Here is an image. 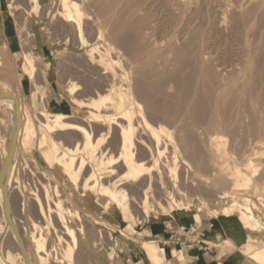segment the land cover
<instances>
[{
    "label": "bare ground",
    "instance_id": "bare-ground-1",
    "mask_svg": "<svg viewBox=\"0 0 264 264\" xmlns=\"http://www.w3.org/2000/svg\"><path fill=\"white\" fill-rule=\"evenodd\" d=\"M28 2L66 22L64 41L47 45L74 70L36 119L0 93L15 119L0 139V264H103L104 240L106 264H187L184 249L156 240L124 257L130 241L116 232L157 235L200 207L218 221L216 264H264L254 244L258 231L264 243V200L230 192L264 168V0ZM25 52L36 83L38 59ZM55 73L47 60L45 78ZM185 183L209 200H186Z\"/></svg>",
    "mask_w": 264,
    "mask_h": 264
},
{
    "label": "rangeland",
    "instance_id": "rangeland-1",
    "mask_svg": "<svg viewBox=\"0 0 264 264\" xmlns=\"http://www.w3.org/2000/svg\"><path fill=\"white\" fill-rule=\"evenodd\" d=\"M213 1L214 0H212V3ZM220 1L223 2L224 0H215L214 1L215 3L213 4L219 6ZM30 5L31 4L28 2V0H0V35H1L0 37L1 39H3L1 40L2 47L0 51V60L1 58H3L6 61L4 63L0 62V93L2 92L1 96L14 95L18 99L17 100L18 102L22 101L24 104L30 107L29 109L31 110V113H33L32 115L36 119V116L34 115V111L36 114L37 112L36 110L44 108L45 104L46 107L50 108V106L54 103V98L56 96L54 92H56L59 84H61L62 82L64 83L69 79L70 77L69 74L71 75L72 72L69 70L71 69L74 70V68H72L73 67L72 65L70 66L69 64L70 61L67 60L65 54H63L64 56L63 55L61 56L59 55V52H54L47 45L48 44L47 42H50L49 40H47V38L52 41V40H58L59 37L62 38L67 35L66 34L67 26L64 27L63 25L64 21L62 19L60 20L58 18L57 19L55 18L54 20L52 19L50 21L51 19L50 14L53 13L55 8L49 6L50 4H47L49 7H46L47 5L46 6L44 5V7H40L39 10L36 11ZM44 9L47 10L46 11L47 13H44L45 12ZM52 9L54 10L52 11ZM39 15L46 18L47 17L50 18H47L49 20L41 24L38 20ZM61 21L63 22L61 23ZM64 24H66V22ZM89 27L91 28V26H88L86 29H90ZM262 27L264 28L263 25ZM263 28L262 30L264 31ZM93 30L94 29L86 30L85 33H87L89 36L90 31L94 32L93 34L90 32L91 33L90 36H93L95 34V31ZM6 32H10L11 33L10 37H12L14 40L8 41L7 40L8 36L5 35ZM49 32L50 34H47ZM65 38L66 37L61 39V41L62 40L64 41ZM51 43H53V41ZM263 48H264V44H263ZM25 51H31L34 54V56H36V58L38 59V63L35 67L36 77L38 80L36 81V83H33L29 79L28 73L25 72L22 66V61L20 62L21 56H23L26 53ZM262 53L264 54V51ZM262 53L259 56L260 60H261L260 57H262L261 55H263ZM47 60H52L54 62V67L56 72L55 76L50 78L49 80H47L44 75L45 63L47 62ZM263 61H264V55H263ZM1 74L3 75V77L8 79V84L2 82ZM66 74H68L66 76L67 79L66 77H63ZM49 87L52 89L49 90ZM6 89L10 90V92H6ZM49 92H51L55 96L49 94ZM32 100L36 101L37 109L32 108L33 107ZM14 126H15V119L13 118L12 114L8 112L7 107L4 105V103L0 102V139L8 138L7 136H9L10 130L14 128ZM24 151L25 150L21 148L20 155L22 152L21 155L22 157L20 156V160H21V165H23L22 167H26L24 165H26L29 162L28 158L26 159V157L24 156L25 154H27ZM239 153L241 152L239 151ZM239 153H236L238 155V156L236 155V157L241 156L242 153L240 154V156ZM239 159L242 160V157H240ZM240 163L242 165V168L245 169L246 167H243L245 166V162L241 161ZM262 167L264 166H261V170ZM25 170H26L25 172L24 170H22L23 173L21 174L28 172L27 168H25ZM263 172H264V168L262 173H260V175L257 176L256 179H254L253 184L251 186L242 185L237 187V189L231 188L230 192L232 193L233 198L239 201L244 198H249L251 200H255L256 198L257 199L259 198L264 200ZM207 179H210V177ZM29 182L31 183V180L30 181L26 180L25 184L27 183L29 184ZM186 185L187 187L191 188V190L189 188L188 190L186 189L188 191L186 200L187 199L195 200L197 198L200 199V203L202 199L209 200L210 196L204 190H199V189L192 190L194 189L193 187H191L190 185L188 186V184L185 183V188H187ZM256 187L258 188L257 193L255 192ZM198 201L199 200H196V202ZM201 210L202 207L199 208V211L197 213L195 212V219L193 221L183 220L176 226L166 227L162 232H160L157 235H153L152 232L144 233L143 231H139V230H135V231L128 230L127 232L117 231L116 235L123 236L130 241L131 249L127 251V256L125 255L124 257H129L130 259L131 258L134 259V256L132 255L131 252L133 250H138L143 241L156 240L160 242L163 246L166 245L167 247H169L170 245V246H175L179 249H184L186 254L187 264H200V262H202V258L207 262V264H216L222 261V259L217 256L218 255L217 246L214 244V242H211L212 240L209 238V233L212 232L213 227H216L218 221L217 219L212 217L213 214L209 213L208 215ZM258 232L256 233V235L258 236L259 239L254 240V244L257 247L262 246L264 244L263 240L261 239L262 237ZM104 234H106V232H104ZM245 243L243 241L242 244H238L235 247L239 246L241 248ZM102 244L100 245V248L104 246L102 251H104L105 248V251L103 252V255L105 256L103 260L105 261H103V264H106L108 260L106 251L108 250L107 253L111 252L113 243L111 241V243L109 244L104 240ZM119 248H121V246L117 248L116 250L117 252H120ZM235 251H238V249L235 248ZM210 260L212 262H210ZM223 264H225V262H223Z\"/></svg>",
    "mask_w": 264,
    "mask_h": 264
},
{
    "label": "crops",
    "instance_id": "crops-1",
    "mask_svg": "<svg viewBox=\"0 0 264 264\" xmlns=\"http://www.w3.org/2000/svg\"><path fill=\"white\" fill-rule=\"evenodd\" d=\"M10 34H11L10 32H6V34H5V35L8 36V39H7L8 41H9V40H14L12 37H10ZM0 36H1V35H0ZM1 40H3V39H1V37H0V51H1V47H2V46H1ZM0 62H1V63H4V62H6V61H5V59L1 58ZM1 78H2V82H5V83L8 84V79H6L5 77H3L2 74H1ZM212 258H213V257H212ZM210 262H212V261L210 260Z\"/></svg>",
    "mask_w": 264,
    "mask_h": 264
}]
</instances>
